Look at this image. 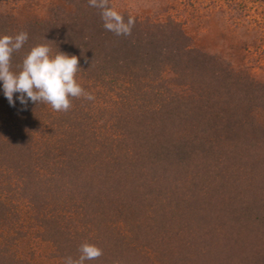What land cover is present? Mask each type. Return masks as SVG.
<instances>
[{
  "label": "trees",
  "instance_id": "obj_1",
  "mask_svg": "<svg viewBox=\"0 0 264 264\" xmlns=\"http://www.w3.org/2000/svg\"><path fill=\"white\" fill-rule=\"evenodd\" d=\"M174 1L108 0L133 18L128 36L89 0L41 1L40 14L0 4V36L28 34L13 72L46 44L78 58L94 97L66 112L15 93L10 105L0 82V264H51L36 242L55 264L83 243L103 252L85 264H264V80L245 61L264 34L236 11L189 3L178 19ZM214 19L226 51L187 31Z\"/></svg>",
  "mask_w": 264,
  "mask_h": 264
},
{
  "label": "clouds",
  "instance_id": "obj_2",
  "mask_svg": "<svg viewBox=\"0 0 264 264\" xmlns=\"http://www.w3.org/2000/svg\"><path fill=\"white\" fill-rule=\"evenodd\" d=\"M89 6L101 9L106 30L117 36L131 34L133 18L129 17L125 22L116 10L108 6V0H89ZM27 40L28 34L23 31L15 36H0V82L10 105L14 104V93L18 94L17 99L22 105L29 101L47 104L57 112H66L71 108L70 98L83 96L88 100L94 99L75 80V75L80 70L78 58L58 51L52 56L51 49L46 44L32 47L23 57L20 70L13 72L12 55L19 52ZM78 251V258L65 257L64 264H85V261L95 260L103 255L102 249L89 243L81 244Z\"/></svg>",
  "mask_w": 264,
  "mask_h": 264
},
{
  "label": "rangeland",
  "instance_id": "obj_3",
  "mask_svg": "<svg viewBox=\"0 0 264 264\" xmlns=\"http://www.w3.org/2000/svg\"><path fill=\"white\" fill-rule=\"evenodd\" d=\"M31 1V2H30ZM46 1V0H41ZM40 0H0V4L8 9H13L20 12H34L40 14ZM49 1V0H47ZM58 2L59 0H54ZM191 1V2H190ZM199 7L200 10L205 11L213 9L219 11L221 9L228 11H236L240 13L243 18V22L246 25H250L260 30L264 34V0H176L174 5L168 8L169 12L176 15L178 19H184L187 11L190 9V5ZM187 31L193 38L196 45L212 52V51H226L230 45L229 38L222 37V26L214 19L210 20L206 25L204 31L196 30V26L188 24L186 25ZM264 46V42H263ZM234 50V49H233ZM235 53L239 56V49H235ZM252 57V56H251ZM245 61L254 66L251 70L255 73L257 78L264 80V51H260L255 58L245 59ZM256 121L259 122L261 128L264 131V112L258 111L254 115ZM261 128L259 127L258 133L261 134ZM32 250L35 253V258L44 260L49 263H57L55 258L50 257L52 250L51 246L47 243L36 242Z\"/></svg>",
  "mask_w": 264,
  "mask_h": 264
}]
</instances>
